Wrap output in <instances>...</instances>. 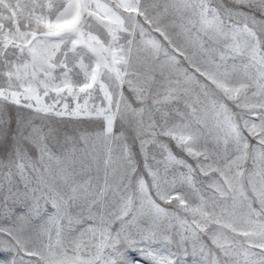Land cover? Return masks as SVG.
<instances>
[{
    "label": "snow or ice",
    "instance_id": "1",
    "mask_svg": "<svg viewBox=\"0 0 264 264\" xmlns=\"http://www.w3.org/2000/svg\"><path fill=\"white\" fill-rule=\"evenodd\" d=\"M0 264H264V0H0Z\"/></svg>",
    "mask_w": 264,
    "mask_h": 264
}]
</instances>
